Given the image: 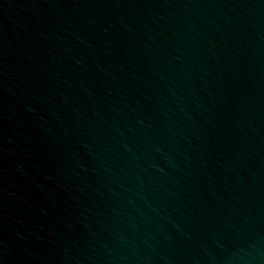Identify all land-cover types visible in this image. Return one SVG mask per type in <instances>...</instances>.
<instances>
[{
    "label": "water",
    "instance_id": "1",
    "mask_svg": "<svg viewBox=\"0 0 264 264\" xmlns=\"http://www.w3.org/2000/svg\"><path fill=\"white\" fill-rule=\"evenodd\" d=\"M0 264H264V0H0Z\"/></svg>",
    "mask_w": 264,
    "mask_h": 264
}]
</instances>
